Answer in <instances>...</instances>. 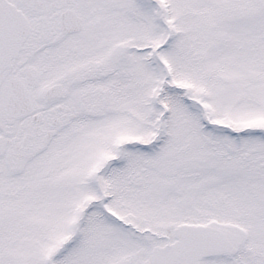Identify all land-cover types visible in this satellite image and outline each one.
<instances>
[{
    "label": "snow or ice",
    "instance_id": "1",
    "mask_svg": "<svg viewBox=\"0 0 264 264\" xmlns=\"http://www.w3.org/2000/svg\"><path fill=\"white\" fill-rule=\"evenodd\" d=\"M0 264H264V0H0Z\"/></svg>",
    "mask_w": 264,
    "mask_h": 264
}]
</instances>
